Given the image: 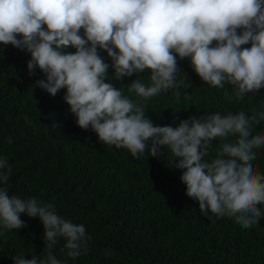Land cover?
Masks as SVG:
<instances>
[{"label":"clouds","instance_id":"1","mask_svg":"<svg viewBox=\"0 0 264 264\" xmlns=\"http://www.w3.org/2000/svg\"><path fill=\"white\" fill-rule=\"evenodd\" d=\"M0 44L29 53V73L38 68L46 76L38 86L52 96L66 89L63 99L77 125L91 127L103 144L127 149L137 159L146 149L152 157L166 149L170 168L182 170L186 195L198 201L206 218H233L248 229L264 216L257 207L264 204V174L254 163L264 133L253 134L264 112H216L177 127L154 126L145 112V103L162 90L176 89L179 99L177 56L190 58L210 86L231 85L228 99L264 88V0H0ZM98 49L111 58L118 81L150 71L147 82L137 78L128 86L135 99L105 82L110 65ZM216 139L220 143L208 161ZM11 173L7 158H0V235L26 227L20 218L25 213L40 219L46 244L43 259L19 253L14 264H61L53 254L60 238L69 257L86 251L91 237L83 224L35 197L9 196Z\"/></svg>","mask_w":264,"mask_h":264},{"label":"trees","instance_id":"2","mask_svg":"<svg viewBox=\"0 0 264 264\" xmlns=\"http://www.w3.org/2000/svg\"><path fill=\"white\" fill-rule=\"evenodd\" d=\"M98 52L110 65L105 82L135 99L128 86L137 78L147 82L150 71L118 81L107 52ZM30 59L26 51L0 44V158L12 168L9 196L53 204L61 217L85 226L91 240L79 257L67 255L63 238L54 246L61 264H264V216L248 229L233 218L211 213L206 218L198 201L186 195L182 170L170 168L166 149L156 157L146 149L137 159L127 149L103 144L91 127L77 125L63 99L66 89L52 96L38 86L46 76L38 68L29 73ZM177 66L179 99L169 89L145 103L154 126L177 127L189 117L216 112H264V88L242 100L228 99L225 92L232 95L233 87L203 82L190 58L177 56ZM256 133H264V120ZM219 143L212 141L206 160L214 158ZM256 151L254 163L264 174V146ZM257 207L264 212V204ZM20 218L26 227L0 235V264H14L19 253L26 259L46 255L40 219L25 213Z\"/></svg>","mask_w":264,"mask_h":264}]
</instances>
